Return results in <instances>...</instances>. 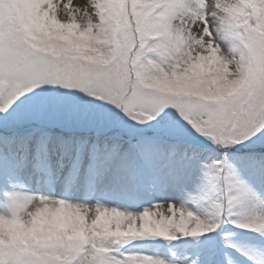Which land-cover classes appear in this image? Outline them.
Segmentation results:
<instances>
[{
    "label": "snow or ice",
    "instance_id": "snow-or-ice-1",
    "mask_svg": "<svg viewBox=\"0 0 264 264\" xmlns=\"http://www.w3.org/2000/svg\"><path fill=\"white\" fill-rule=\"evenodd\" d=\"M0 264H264V0H0Z\"/></svg>",
    "mask_w": 264,
    "mask_h": 264
}]
</instances>
